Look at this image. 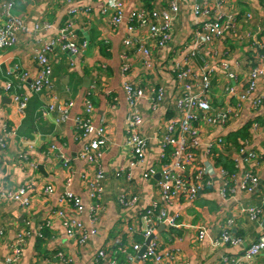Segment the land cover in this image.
I'll use <instances>...</instances> for the list:
<instances>
[{"label": "crops", "instance_id": "1", "mask_svg": "<svg viewBox=\"0 0 264 264\" xmlns=\"http://www.w3.org/2000/svg\"><path fill=\"white\" fill-rule=\"evenodd\" d=\"M122 1L123 21L112 26L108 18L100 14L102 3L98 0H73L70 4L63 0H15L14 15L24 23L30 26L50 22L53 29L31 36L20 35L16 45L0 50V123L12 133L6 147H0V229L3 230L0 264L9 257L16 232L26 230L34 235L25 239L22 255L13 264H94L93 257L98 250H105L123 260V256L116 254L120 244L134 254L132 264H154L151 260L142 261L139 252H133L131 246L141 244L144 247L148 238L144 239L142 235L145 228L143 214L152 204L162 206L161 190L157 186L162 162L158 158L156 137L164 123L175 117V101L182 92V85L174 79L173 69L187 64L198 73L206 64L212 70L211 91L207 97L211 106L214 109L234 107L235 99L225 92L230 81L220 62L229 64V70L237 78V82L231 85L241 89L248 67L254 61L246 35L259 25L264 39V0H223L220 10L223 14L236 16L235 30L204 45L193 56L190 53L196 29V18L191 10L193 0H178L179 11L172 25V39L165 47H157L145 29L128 32L127 24L131 12L142 8L165 10L171 0ZM71 8L77 9L74 15L68 14ZM246 13L251 14V20L245 21ZM68 19L72 21L77 41L87 42L86 49L75 58L56 49L50 55L51 89L30 92V83L37 76L35 51L44 41L56 37L58 29ZM128 36L136 43L126 47L123 40ZM139 47L149 50L148 59L143 57ZM122 62L129 65L127 75L121 74ZM14 65L27 74L25 81L11 73ZM6 82L12 85L9 93L2 90ZM124 82L141 88L145 94L139 102L143 118L140 133L148 138V150L145 162L131 168V151L126 144L128 105ZM189 82L193 84L194 92L199 91L198 81L192 79ZM157 87H163L164 101L157 109H152L150 93ZM13 93L29 96L22 114L11 99ZM85 99L93 104V125L102 126L108 139L99 162L104 177L102 192L95 203V222L89 218L92 201L87 182L93 179L96 169L77 157L85 143L78 138L76 117L82 114ZM67 102L73 105L68 109L66 121L56 123L59 116L56 108ZM49 104H54L55 110L43 113L42 108ZM243 107L238 118L231 119L225 126L196 124L200 147L194 150L195 159L182 176L193 178L199 166L206 162L214 168H223L229 162L233 164L239 148L228 137L250 122L248 138L237 143L257 153L261 160H248L244 155L238 157L237 180L244 173L252 172L262 182L252 194L237 191L232 198L223 201L219 195L223 182L215 176L211 187H204L194 200L172 197L163 206L167 214L175 218L176 226L154 222L150 236L156 251L165 256L159 264H219L223 256L237 258V264H264V252L251 261L242 259L243 250L264 231V101L257 110H250L246 105ZM218 138H222V143H215ZM213 142L208 156L204 153L205 147ZM23 153L27 155L26 161L20 159ZM150 167L156 171V176L145 181L142 173ZM48 186L52 188L51 193L45 191ZM19 187L27 190L28 207L7 201L3 196L6 190ZM66 193L81 200L82 213L75 212L71 203H60ZM122 196L126 199L135 197V204H121ZM250 206L262 209V226L248 220L245 209ZM59 211L81 221L87 230L95 228V236L85 244L67 238ZM200 227L207 231L201 241L197 238ZM226 227H230V232L239 237L242 244L212 247V240ZM39 228L42 239L35 237Z\"/></svg>", "mask_w": 264, "mask_h": 264}, {"label": "built area", "instance_id": "2", "mask_svg": "<svg viewBox=\"0 0 264 264\" xmlns=\"http://www.w3.org/2000/svg\"><path fill=\"white\" fill-rule=\"evenodd\" d=\"M70 4L73 0H63ZM102 3L100 14L106 16L112 26H116L123 21L124 4L122 0H98ZM223 0H193L192 14L196 18V29L192 35L191 55H195L204 45L212 43L215 40L225 37L227 34L235 30L237 19L235 15L223 14L221 5ZM15 0H1L0 2V50L13 47L18 42L20 35L31 36L33 34L48 32L53 29L50 22L33 23L27 25L14 15ZM178 0H171L168 9L163 10H146L144 8L133 11L129 15L127 30L145 29L148 36L152 39L157 47H165L172 39V25L178 14ZM77 9L71 8L68 10L69 15H74ZM245 21L251 20V14L244 15ZM248 48L254 54V61L249 65L246 72V80L241 89H236V75L229 69L227 62H220L221 68L227 72L229 84L225 87V92L235 99L234 107H222L214 109L209 100L208 94L211 91L210 73L212 70L205 64L200 69V72H193L187 64L183 66L177 65L173 69V76L177 83L182 85L181 95L175 101V117L167 120L161 127L157 135V144L159 146V161L162 162L160 170V180L157 186L161 190V205L170 202L172 197L182 196L188 200H194L199 192L204 187H211L212 179L218 176L222 180V185L219 189V195L223 201L232 198L237 191L252 194L256 191L262 180L252 172L244 173L237 180L236 170L238 168V157L244 155L248 160L260 161L261 156L257 153L239 148L237 157L233 159V171L221 167H213L212 164L206 162L199 166L197 173L191 179H185L182 173L193 163L195 159V149H199L200 140L198 137L197 123H202L206 126H225L231 119L238 118L239 112L243 110V106H248L250 110L259 109L264 101V39L261 37V28L255 26L254 32L246 35ZM129 36L123 40V44L129 47L135 44ZM87 47L86 41H77L74 33L72 21L66 20L58 29V35L47 41H44L39 49L35 51L37 63V76L30 83V92L39 93L44 89L52 87V68L50 63V55L56 49L63 52H68L73 58L81 55ZM143 57L148 59L150 52L146 47H139ZM129 65L122 62L121 74L127 75ZM21 81H25L27 74L19 70L17 65L11 69ZM197 73V74H196ZM198 81L199 91H193V84L189 81ZM260 85L263 89L260 90ZM5 93L12 90V85L6 82L2 86ZM237 90V91H236ZM123 91L125 101L128 105V114L126 116V144L131 151V159L129 168L142 165L145 162L146 153L148 150V138L140 133V127L143 123V118L139 110V102L145 97L141 88L134 86L130 82H124ZM12 101L17 107V111L22 114L26 110L29 96L28 94L13 93ZM164 101L163 87L152 89L150 93V104L152 109H157ZM73 105L72 102H67L61 106L55 107L54 104L45 105L42 109L43 113H50L57 109L59 114L56 123L66 121L68 117V109ZM93 104L90 100H84L83 112L76 117V128L78 130V138L84 141V147L78 154V159L86 161L93 165L96 173L90 182H87L89 196L91 199L90 206V221L95 222V203L99 199L102 192V179L104 177L100 168V159L102 149L107 147L108 139L105 137L104 128L102 126L95 127L92 122ZM2 130V131H1ZM0 147L5 148L8 138L12 134L7 131L5 124L0 123ZM216 144L222 143V138H218ZM215 144V145H216ZM213 143H208L204 153L211 154ZM52 149V148H51ZM20 159L26 161L27 155L21 154ZM66 163V161H64ZM66 165V164H64ZM35 167V164H31ZM156 176V171L153 168H148L142 173V178L147 181ZM264 181V179H263ZM45 191L52 192V188L48 186ZM7 201L15 203L21 207H28L30 201L25 187H19L14 190H6L3 193ZM71 203L75 212H83V204L81 200L71 193H66L60 203ZM135 197L126 199L120 198V203L123 205H134ZM152 206L143 214L145 228L142 231L144 239L149 238L153 234L154 222L163 223L170 227L176 226L175 218L170 217L164 206ZM245 213L249 221L262 226V209L258 206H250L245 209ZM61 224L65 229L66 237L74 239L79 244H85L90 237L95 236L96 229H85L82 222L75 217H68L63 211L58 212ZM231 221L228 222V224ZM230 227L222 229L218 237L212 240L211 246L218 248L221 246L236 247L242 244V240L232 234ZM37 230L36 238H42V232ZM3 235V230L0 229V236ZM34 233L26 230L16 232L15 244L11 248L9 257L4 260V264H13L18 261L22 255V245L26 238L33 236ZM207 236V231L204 227L198 229V240L201 241ZM116 254L123 256V260L118 259L116 255H110L105 250H98L94 257V264H132L134 262V254L126 249V246L117 245ZM145 246V244L143 245ZM141 244H133L131 250L135 253L140 252ZM264 252V231L257 239L248 245L243 250L242 259L251 261L260 253ZM166 257L171 258L170 255ZM142 261L151 260L154 264H159L165 258L156 251V246L150 241L145 246L144 251L139 256ZM238 259L230 256H223L219 264H237Z\"/></svg>", "mask_w": 264, "mask_h": 264}, {"label": "trees", "instance_id": "3", "mask_svg": "<svg viewBox=\"0 0 264 264\" xmlns=\"http://www.w3.org/2000/svg\"><path fill=\"white\" fill-rule=\"evenodd\" d=\"M252 59H254V58H252ZM250 125H251L250 122H246L241 129H239L238 131L230 133L228 139L232 140V141H235L234 145H236L235 146L236 148H241L240 144L237 143L238 140L242 141V140H245V139L248 138V136H249L248 128H249ZM222 167L224 169H229V170L233 171L232 170L233 169V164L231 162H229V164L225 163L224 166H222ZM42 238H43V233H42ZM42 238H39V239H42Z\"/></svg>", "mask_w": 264, "mask_h": 264}, {"label": "water", "instance_id": "4", "mask_svg": "<svg viewBox=\"0 0 264 264\" xmlns=\"http://www.w3.org/2000/svg\"><path fill=\"white\" fill-rule=\"evenodd\" d=\"M151 239H152V237H149V238L147 239V241H146V243H145V246L148 245V244L150 243ZM145 246L140 250V252H139V256H140V255L142 254V252L144 251Z\"/></svg>", "mask_w": 264, "mask_h": 264}]
</instances>
